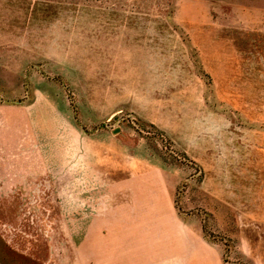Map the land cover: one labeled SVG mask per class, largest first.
I'll use <instances>...</instances> for the list:
<instances>
[{
    "label": "rangeland",
    "instance_id": "rangeland-1",
    "mask_svg": "<svg viewBox=\"0 0 264 264\" xmlns=\"http://www.w3.org/2000/svg\"><path fill=\"white\" fill-rule=\"evenodd\" d=\"M20 156L44 171L0 185V264H72L97 203L171 207L225 264H264V0H0V160Z\"/></svg>",
    "mask_w": 264,
    "mask_h": 264
},
{
    "label": "crops",
    "instance_id": "crops-1",
    "mask_svg": "<svg viewBox=\"0 0 264 264\" xmlns=\"http://www.w3.org/2000/svg\"><path fill=\"white\" fill-rule=\"evenodd\" d=\"M68 159L71 162H68L67 167L70 176L67 187L71 194H90V164L76 161L75 157ZM43 171L42 161L34 157L20 156L9 162L0 160V185L11 188L29 181L35 182ZM115 208V214L112 208L110 211L107 206H98V203L94 210L87 206L77 209L78 212H84L82 221L85 223V231L78 240V251L74 253L72 264H205L207 259L225 264L219 250L180 219L171 207L169 219H162V215L158 214L162 207L155 205L146 209H140L134 204ZM79 220L73 216L72 223ZM141 220L144 228L140 227ZM105 227L111 229L113 234L109 235L112 237L98 235V231L101 232ZM72 243L75 244L74 238Z\"/></svg>",
    "mask_w": 264,
    "mask_h": 264
}]
</instances>
